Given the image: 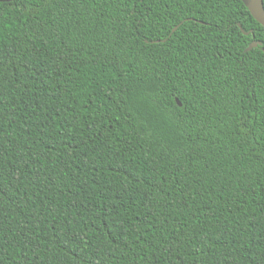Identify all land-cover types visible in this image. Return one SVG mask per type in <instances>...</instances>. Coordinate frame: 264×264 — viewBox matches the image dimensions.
Listing matches in <instances>:
<instances>
[{
	"label": "trees",
	"instance_id": "obj_1",
	"mask_svg": "<svg viewBox=\"0 0 264 264\" xmlns=\"http://www.w3.org/2000/svg\"><path fill=\"white\" fill-rule=\"evenodd\" d=\"M0 264H264L241 0H0Z\"/></svg>",
	"mask_w": 264,
	"mask_h": 264
},
{
	"label": "water",
	"instance_id": "obj_2",
	"mask_svg": "<svg viewBox=\"0 0 264 264\" xmlns=\"http://www.w3.org/2000/svg\"><path fill=\"white\" fill-rule=\"evenodd\" d=\"M244 6L247 8L250 15L253 17V19L259 23L262 27H264V6H263V0H241ZM238 27L242 30L241 26L238 25ZM175 29H173L174 31ZM243 31V30H242ZM245 35L248 33L243 32ZM260 42H252L245 51H250L251 49L260 46ZM178 105H181L178 102Z\"/></svg>",
	"mask_w": 264,
	"mask_h": 264
}]
</instances>
